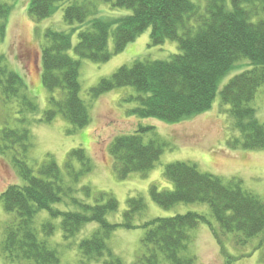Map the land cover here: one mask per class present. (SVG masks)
<instances>
[{
  "label": "trees",
  "instance_id": "obj_1",
  "mask_svg": "<svg viewBox=\"0 0 264 264\" xmlns=\"http://www.w3.org/2000/svg\"><path fill=\"white\" fill-rule=\"evenodd\" d=\"M60 1L29 0V14L38 21L47 18ZM104 1L114 7L129 8L132 13L92 16L95 11L88 3L75 1L64 9V19L72 30H46L42 83L52 94L49 107L38 120L51 122L61 113L74 127H84L91 121L89 105L80 96V61L69 55V49L74 48L80 58L105 62L150 29V46L175 40L180 51L168 59H137L131 65H122L91 88V98L117 87L133 86L139 94L130 96L138 101L132 112L141 117L180 122L211 109L221 79L239 60L248 58L250 67L235 74L220 91L222 103L229 105L232 128L239 133L230 136L228 145L264 148V122L258 119L251 103L264 84V19L254 20L264 12V0H204L203 7L194 0ZM11 9L10 4L0 1V40L6 35ZM75 31L79 40L74 46L72 32ZM26 89L22 74L11 69L0 56L1 99L4 102L18 99L22 111L37 112L39 106ZM150 132L152 137L146 141L144 134ZM31 145L28 127L2 129L0 152L12 153L25 180L23 184L9 185L0 194L4 209L15 214L2 244L4 257L19 264L60 263L57 249L40 237L34 225L36 214L46 209L52 217L61 218L66 240L76 236L86 224L97 222L98 228L80 240L81 254L87 261L104 258L105 264H123L109 247L108 238L119 226H136L132 220L146 208L145 199L130 197L124 221L112 223L107 214L119 208L118 200L111 193L94 194L89 185H79L81 178L93 169L92 159L84 148L68 152L64 172L52 156L37 169L29 165L27 155ZM165 145L153 126H139L132 134L116 136L109 150L118 177L126 179L132 172L152 169ZM164 175L174 188L160 190L156 185L151 186V198L159 205L169 208L178 202L209 204L218 224L217 230L212 229L215 236H219V230L237 232L239 241H247L264 232V200L244 189L238 178L224 181L183 161L167 164ZM64 200L80 210L53 206ZM201 223H209V219L196 211L146 221L142 225L146 232L141 239V252L133 264H161L162 260L167 264H195V256L188 254V248L192 229ZM55 229L51 220L44 221V236L53 235Z\"/></svg>",
  "mask_w": 264,
  "mask_h": 264
},
{
  "label": "rangeland",
  "instance_id": "obj_2",
  "mask_svg": "<svg viewBox=\"0 0 264 264\" xmlns=\"http://www.w3.org/2000/svg\"><path fill=\"white\" fill-rule=\"evenodd\" d=\"M12 6L7 21V32L0 40V56L8 66L18 71L27 83L26 92L39 106L37 112L22 111L19 100L4 102L0 97V134L5 127H28L31 132L32 145L27 155L29 165L37 169L49 156H52L65 172L67 154L74 148H84L91 157L93 169L85 174L79 185H89L94 194L111 193L119 203V208L110 211L107 218L112 223L124 221V213L129 207V198L142 196L146 208L136 213L133 228L119 226L108 238V245L121 259L123 264H133L141 252V239L146 232L142 225L158 216H172L177 213L196 211L207 215L209 223H201L192 229V240L188 254L195 256V264H264V232L239 241L237 232L222 233L215 236L218 224L211 207L203 202H178L166 208L156 203L150 195L152 185L160 190H172L173 183L164 175L165 166L169 163L183 161L204 173L218 175L224 181L238 178L244 189L257 194L264 200V148L243 149L228 145L232 135L238 131L232 128V117L229 105L222 103L220 91L237 73L249 68V59L242 58L221 79L211 109L198 115L188 117L180 122H168L156 117H141L132 112L138 101L130 96L139 92L133 86H122L106 91L96 98H91L90 90L98 85L101 79L110 77L122 65H131L137 59H168L180 51L175 40H167L158 46H150V29L144 31L135 41L105 62H96L76 55L74 48L68 50L70 56L80 61V96L90 108L91 121L84 127H74L61 113L51 122L38 120L49 107L52 94L42 83V48L46 43L45 32L48 28L71 31L72 26L64 19V9L75 1L88 3L95 11L93 15L117 17L131 14L126 7H114L104 0H62L57 3L55 11L47 18L35 20L28 11L29 0H0ZM200 1L201 7L204 0ZM28 3V4H27ZM264 19L260 12L254 20ZM73 45L79 40L78 31L72 32ZM114 45L109 41V48ZM258 119L264 122V84L252 100ZM25 120H21V118ZM139 126H153L165 143V148L156 165L147 172H132L126 179L118 177L114 161L110 154V144L118 135L132 134ZM152 133H145L148 141ZM23 184L25 180L18 172L12 153L0 152V194L11 184ZM78 196L83 197L79 193ZM69 200V199H66ZM92 202V200H89ZM54 207L67 210H80L74 204L61 201ZM15 214L4 209L0 201V264H19L8 261L2 253V244L6 237L9 223ZM51 220L55 232L44 236L42 225ZM34 225L40 231V237L46 239L50 247L57 249L59 264H105L100 261H87L81 254L79 242L98 228L97 222L83 226L73 238L66 240L63 236L61 218H54L49 210H40L35 217ZM213 229V230H212ZM243 238V236H241ZM161 264H167L162 260Z\"/></svg>",
  "mask_w": 264,
  "mask_h": 264
}]
</instances>
